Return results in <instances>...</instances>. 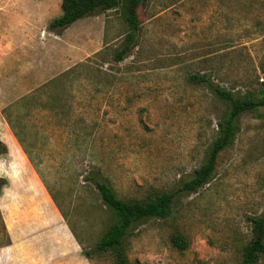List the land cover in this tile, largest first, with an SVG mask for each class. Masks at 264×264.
Here are the masks:
<instances>
[{"label": "rangeland", "instance_id": "rangeland-1", "mask_svg": "<svg viewBox=\"0 0 264 264\" xmlns=\"http://www.w3.org/2000/svg\"><path fill=\"white\" fill-rule=\"evenodd\" d=\"M61 1L0 0V264H114L82 253L112 219L92 178L141 198L192 176L227 105L191 75L264 98V0H143L121 61L120 6L53 31ZM239 126L208 184L134 227L130 263L239 262L264 211V106Z\"/></svg>", "mask_w": 264, "mask_h": 264}, {"label": "trees", "instance_id": "trees-1", "mask_svg": "<svg viewBox=\"0 0 264 264\" xmlns=\"http://www.w3.org/2000/svg\"><path fill=\"white\" fill-rule=\"evenodd\" d=\"M143 0H62L60 16L48 25L53 31H60L77 20L97 11H106L120 6L128 24V32L123 46L115 53L116 60L121 61L135 43L139 29L138 7ZM190 80L208 85L215 96L227 105L226 110L217 122V134L206 149L205 159L196 168L192 176L183 181L176 189L151 188L141 198H122L108 182L92 178L101 201L111 213V224L92 251L82 249L83 255L90 259L93 254H109L114 264H132L127 258L126 239L134 227L149 218H167L174 212V204L182 195L192 194L209 183L212 178L216 160L220 151L230 145L240 129L239 117L251 110L264 106V98L254 99L249 96H238L232 91L214 85L207 75H191ZM14 136L20 142V134L16 131L11 119H8ZM22 145V143H21ZM2 150L6 146L0 142ZM27 153V152H26ZM28 155V153H27ZM44 182V181H43ZM6 180L0 178V188ZM46 186V183H45ZM48 189V187H46ZM52 196L51 191L48 189ZM54 199V198H53ZM251 237L241 248L240 260L237 264H258L264 257V211L257 216H248ZM174 246L185 249L187 240L180 233L172 237Z\"/></svg>", "mask_w": 264, "mask_h": 264}]
</instances>
